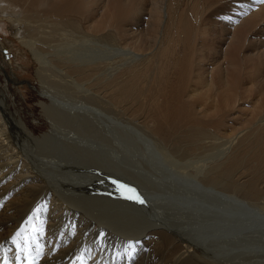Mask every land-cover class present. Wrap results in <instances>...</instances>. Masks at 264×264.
Returning a JSON list of instances; mask_svg holds the SVG:
<instances>
[{"label":"bare ground","instance_id":"1","mask_svg":"<svg viewBox=\"0 0 264 264\" xmlns=\"http://www.w3.org/2000/svg\"><path fill=\"white\" fill-rule=\"evenodd\" d=\"M220 1L234 9L245 0ZM209 2L0 0V22L8 24L9 41L20 45L17 55L29 58L40 113L49 125L37 135L22 121L9 97L10 84L21 82H13L6 70L16 57L0 58L5 81L0 85V264L5 259L15 264L24 241L40 250L35 264H264V247L262 254L235 253L243 245L235 246L236 236L230 234L238 233L246 216L217 213L228 202L264 212V103L247 126L234 132H227L225 118L214 114L217 108L227 110L244 57L223 51L216 55L211 73H194L199 63L193 64L194 38ZM246 4L249 9L228 15L230 19L219 25L226 45L237 38L232 21L240 25L258 14L264 19L260 4ZM213 5L216 12L219 2ZM257 52L262 58L264 48ZM207 88L219 94H206ZM58 93L77 98L79 106H61ZM96 111L118 115L135 127L160 162L189 182L170 179L174 188H168L152 172L146 153L135 154L134 160L130 156L131 163L119 160L123 145L115 151L112 145L105 158L98 155L101 149H92V138L83 133L95 130L90 115ZM81 134L87 146L80 144ZM50 158L57 159L56 167L84 164L108 176L87 171L89 178L66 187V175L59 179L49 166L54 164ZM62 159L65 163L60 164ZM121 178L127 188L120 187ZM103 183L109 187H101ZM177 193L183 198L178 205L170 201ZM130 196H139L143 203ZM193 206L203 207V214L184 210H194ZM233 219L237 220L230 223ZM213 220L232 226L228 234L226 228L220 230L228 240L218 247L210 238ZM28 223L21 241L8 243ZM259 239L255 240L264 242L261 235ZM129 241L135 244L131 256Z\"/></svg>","mask_w":264,"mask_h":264},{"label":"rangeland","instance_id":"2","mask_svg":"<svg viewBox=\"0 0 264 264\" xmlns=\"http://www.w3.org/2000/svg\"><path fill=\"white\" fill-rule=\"evenodd\" d=\"M216 1L219 2V5L216 7L217 11L215 12V7L213 4ZM249 1H250L251 5L252 4H257V5L260 4L261 5V7L259 8L260 14H262V13L264 14V2H261V0H245V1L241 2L240 4L235 5L234 9L230 8L226 4H223V2L220 0H210V2L207 3V6L209 7L208 12L202 17V23L203 24L201 25L200 28L198 27V29L196 30V34H195V38H194V44L193 45H194V51L196 52V54L194 55V58H193V64L196 66V64L199 62L195 68L194 73L202 72V71H205V72L210 71L208 73H211V67L213 66L215 58L217 57L216 55H219L223 51H227V52L230 51V53H232V54L237 53L239 56L244 57V63H243L244 65L242 68H239V70L237 72V77L235 80L237 82V85H236L235 90L232 92V96H231L230 101L227 103V106H228L227 110L222 111L220 108H217L214 110V114L222 115L225 118V123L227 124V130H228L227 132H234V130L236 131L238 128L247 126L249 124L250 120L252 119V117L260 110V106L264 103V53H263V55L260 54V55H262V58L257 56V54H258L257 51H259L260 48H262V49L264 48V37H263L264 23L262 22V21H264V19H262L263 16L258 17L259 14L255 15L251 19L242 21V23L240 25H237V23L235 21L234 22L232 21L233 25L237 26L236 28H234V32H236L237 38L235 39L236 41L230 43L229 45H226L227 41L223 40L224 31L219 26L223 19H230L228 17V15L235 14V12H237L239 10L241 12H243V9H249L250 7H247L249 4H246ZM227 4H230V3L227 2ZM231 5H233L232 2H231ZM229 21H231V20H229ZM7 26H8V24H5L4 22H0V58H2L4 61H6V60H8L7 55L10 56L12 59H14L16 57V60L12 63V65H9V63L6 64V70L9 73V76L11 75L10 77L13 80V82L17 81V80L21 82L20 84H15V82H14V84L13 83L10 84L9 97L12 101H14V108L17 110V113L19 114L22 121L27 123L29 126L33 127L35 129V134L40 135L41 133H43L49 129V125H48L47 119L44 118L40 113V107L38 104L39 101L37 100V96H36L38 94V90H37V83H36V80L34 78V71H33L32 65H31L28 57L27 58L22 57V56L19 57V55H17L18 54L17 53L18 52L17 47L20 45L18 43H16L15 40H14L15 42L9 41L10 39H8V38H11L12 34H11L10 30H8L7 32L5 31V29H8ZM261 30H263V31H261ZM261 32H263V33L260 34ZM256 40H258V42ZM261 40H263V41H261ZM2 42H4L6 44V48L5 47L1 48ZM262 43H263V45H262ZM27 56H29V55L27 54ZM107 56H108V53H107ZM11 73H13V75ZM209 76H211V74ZM199 77H200V75L198 76V78L194 77V79L198 80V79H200ZM4 82L5 81H4L3 75L2 76L0 75V85L4 84ZM199 91H201L200 93H203V88H202V90L200 89ZM58 94H59V97H57V103H61L60 104L61 106L65 107V105L67 103H68L67 105L70 104L71 106H75L77 104V102L79 101L77 98L74 99L76 101H73V98L71 97V95L64 94V93H61V95H60V93H58ZM62 94L66 95V97L68 95L67 98H69V99L65 98V96H63ZM206 94H219V91L216 90L215 88L214 89L207 88ZM62 99H65L66 101H64ZM75 110H77V108H75ZM114 115L115 114L108 113V112H106V113L105 112L100 113L97 111L94 112L93 114L90 115V118L91 119L93 118L95 130L92 131L91 133L83 132L84 135H86V137L89 138V140H90V138H92L91 140H93V141L90 140V143H89V144H92V146H91L92 149H93V147L94 148L96 147L95 149H98V150L101 149L100 150L101 153L98 155L105 158L104 155H108L109 154L108 150L111 151L113 149V146L115 147L113 149L115 151L116 147H121L123 145L126 147L125 150L122 152H119L118 154H120V155L124 154V157L123 156L117 157L119 160H121L122 162L124 161V162L129 163L130 156H131V159L134 160V158H136L138 153H140V152H143V154L146 153V156H144V158H149V164L151 165L152 172L155 173L159 179H164L165 181H163V183L168 188H174L169 183L170 179H173V181L179 182V184H182L185 180H186L185 182H187V181L189 182V179H187V177L186 178L180 177L179 174L175 173L170 168L165 167V165H163L160 162V160H159L160 158L157 156L154 149H152L153 147L150 145V142L147 141L148 139L141 136V133L139 131H137V129H135V127L129 125L127 122H125V120L120 118L118 115H116V117ZM98 116H100L101 119H100V117L98 119ZM103 116L105 118V121H104V118H102ZM106 119H107V122H106ZM100 121H103V123L102 122L100 123ZM112 122L115 125L112 124ZM106 124H107L108 128H107ZM109 125H110V127H109ZM115 126H116V128H115ZM117 126L119 128H117ZM103 127H105V128H103ZM110 128H112L114 130L113 134H115V131H116L115 135L117 137L112 134L113 130L110 131ZM122 128L124 130H122ZM123 131H125V132H123ZM105 132H108V133L110 132L109 134L112 135V137H114V138L112 139V137L108 133H107L108 134L107 135ZM118 133H123V134H126L127 136L123 135V134L120 135ZM82 134L78 135L79 136L78 140L81 141V143L79 142L80 144H82L87 139V138L84 139L83 138L84 135H82ZM56 138L58 140L60 137L57 136ZM102 138H104V139L102 140ZM116 138H118L119 140L117 139V141H116L115 140ZM108 139H110V141ZM120 139L122 140L123 143L120 141ZM97 140H98V142H97ZM60 141H64V138H63V140L61 139ZM93 142L94 143L96 142V143L93 144ZM114 143H115V145H114ZM60 144H62V143H60ZM83 144L87 146V143H83ZM117 144H118V146H117ZM100 145H101V147H100ZM126 145H128V146H126ZM104 146L106 148H104ZM57 149L59 150L60 147H58ZM104 152H106V153H104ZM135 154H136V156H135ZM50 159L54 164H50L49 166L53 168V172L58 177L59 176L62 177V178L59 177V179L62 180L66 175V178H64L62 180L63 182L67 183L65 185L66 187H70L69 184L71 182L76 181V180L77 181L79 180L78 182H81L82 180H85L87 177L89 178V176L86 175L87 171H93V173L96 172V174H103V173L106 174V172L105 171L103 172V170L100 169L99 167H97V168L93 167V169H92V166L88 167L87 165H84V164L79 165V164H74V163L71 164L70 163L67 165V167H66V165H65V167L63 166L64 168L63 167H56L57 164H55V163H57V159H55V158H50ZM131 162L132 161H130V163ZM62 163H65L63 159L60 162V164H62ZM122 165H125V164H122ZM83 172H84V175H80V176L77 175L78 173H83ZM76 175H77V177H76ZM106 175L108 176V174H106ZM183 177H185V176H183ZM65 179H67V180L65 181ZM117 180H118V183L123 185V183L120 182V180H121L124 182V185L125 184L127 185V183H125L126 181L124 179L121 178V179H117ZM159 182H161V181H159ZM163 183H162V185H163ZM173 183H175V182H173ZM100 185H101V187H104V188H105V186L106 187L108 186V184H105V183L100 184ZM66 187H64V188H66ZM66 189H67V191L73 190L71 188L70 189L66 188ZM182 189H184V188L181 186L180 190H182ZM159 190H161V188H159ZM171 191H173V190L168 189V192H171ZM185 191H190V190L186 189ZM162 195H166V193L163 192ZM199 198L200 197H198V199ZM170 199H171L170 200L171 203H175L177 205L179 204V202L183 201L182 200L183 198L178 193L176 194V196H172ZM195 204L199 205L197 202ZM203 204H205V203H203ZM206 205H208V204H206ZM219 206H220V204L218 202V207ZM179 207H183V206L180 205ZM190 208H192L194 210H191V209L189 210L186 208L185 209L182 208V209H184L185 211H193L195 215L196 214L198 215L201 213L203 214V212L205 210V209H202L203 207L201 209H200V207L198 208V207H194V206L190 207ZM197 210L199 211V213L197 212ZM220 210L222 212H220ZM223 210H224V213H226L227 211L232 212V213L235 212V214H236L235 216H238L241 214L240 215L241 218L246 216L245 218H243L244 226L239 227V230H240V228H241V230L239 231L238 229H235V230H238L239 234L235 231H231L232 233L230 234V235H232L230 237L236 236V237H234L235 240L233 239L235 241L234 242L235 246L236 245H243V246H241V249L235 248L236 250L238 249L237 251H235V253H237L236 255H240V253L241 254L244 253L243 254L244 256L245 255L247 256L249 253L250 254H255V253L262 254L263 250L261 248L264 247V242H262V241L258 242L256 240L257 239L260 240L259 239L260 235H261V239L264 238L263 237L264 235L262 236V234H261V232L264 230V214H263L264 212L263 211L259 212L260 210H257V209L253 210V208H251V207L239 206L238 204L233 203V202L232 203L228 202V203L224 204V206H222V207L220 206L217 213L222 214ZM250 210L252 212H250ZM195 212H197V213H195ZM238 212H239V214H238ZM248 213H250V214H248ZM235 220H237V219H233V222H230V223H235ZM216 221L217 220H213V222H211V224H209L211 229H213L214 231L211 230L210 228H208V229H210L211 233H213L210 236V238H212V237L214 238V241H212V243H214L213 245L218 247L219 244H223L222 241L224 239L228 240L225 237L226 234H224V233L221 234L222 232L220 230L224 229L223 232H225V228H226L227 231L225 233L228 234L229 232H228L227 228H229L230 226L228 227L226 225L224 227L223 222H222L223 220L222 221L219 220L217 222ZM30 224L31 223H28L26 226H24L23 229H21L19 231L20 236L17 237L15 242L21 241L20 239L23 237L25 232L28 231ZM256 225L258 228L256 227ZM248 226H249V228L250 227L252 228V231L254 230L252 233H251V229L247 228ZM221 227H223V228H221ZM242 228L244 229V231ZM241 231H243V232H241ZM219 232H221V233H219ZM248 232H250V233H248ZM242 235H244V236H242ZM258 235H259V237H257ZM220 236H222L221 237L222 239L220 238ZM241 236H242V238H241ZM215 239L217 241H215ZM245 240H247V241H245ZM13 241H14L13 239L9 238L8 243L9 242L13 243ZM255 241L258 244H255L256 243ZM231 245L232 244L230 243L227 246L230 247ZM246 246H248V247H246ZM255 246H258V247H255ZM244 247L248 248L249 250L245 249ZM258 250H260V251H258ZM231 252H234V251H231ZM242 259L243 258H241V260Z\"/></svg>","mask_w":264,"mask_h":264},{"label":"snow or ice","instance_id":"3","mask_svg":"<svg viewBox=\"0 0 264 264\" xmlns=\"http://www.w3.org/2000/svg\"><path fill=\"white\" fill-rule=\"evenodd\" d=\"M261 2H264V0H261ZM113 183H117L116 181H113ZM121 188H127L126 185H120ZM129 192H135L134 189H127ZM130 199H136L139 200L140 203H143V200H140L139 196H130L128 197ZM20 236V233L17 232L16 236H14L12 239L15 241L17 237ZM34 243V242H33ZM138 243V242H136ZM128 249H131V252H129V255H133L135 252V244L132 241L128 242L127 245ZM35 251V255L33 256L32 253ZM40 255V250L34 249L32 247V243L28 241H24V246L19 248L17 251L16 257H15V264H35L36 258H38ZM2 264H8L7 259L3 260ZM80 264H83L81 261Z\"/></svg>","mask_w":264,"mask_h":264}]
</instances>
